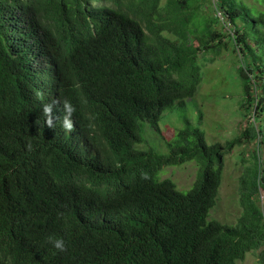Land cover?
Listing matches in <instances>:
<instances>
[{"label": "trees", "instance_id": "16d2710c", "mask_svg": "<svg viewBox=\"0 0 264 264\" xmlns=\"http://www.w3.org/2000/svg\"><path fill=\"white\" fill-rule=\"evenodd\" d=\"M227 55L257 145L234 225L211 213L241 138L209 144L188 118L170 141L160 129ZM148 125L168 153L139 148ZM191 162L188 192L160 178ZM263 195L264 0H0V264H238L264 248Z\"/></svg>", "mask_w": 264, "mask_h": 264}, {"label": "rangeland", "instance_id": "374dc122", "mask_svg": "<svg viewBox=\"0 0 264 264\" xmlns=\"http://www.w3.org/2000/svg\"><path fill=\"white\" fill-rule=\"evenodd\" d=\"M234 63L229 55L215 62L205 63L204 83L196 97L189 101L186 109L166 112L160 122V129L166 141H170L177 131L182 129L184 118L190 119L206 133L209 144H224L227 140L241 138L240 142L235 144V149L226 156L219 199L211 213L212 219L229 225L236 224L242 214L239 179L243 174L244 166L254 161L257 149L256 142L243 137L244 131L254 120L252 117L244 118L240 112L241 97L233 79L237 68ZM143 136L145 144L139 146L141 150L152 149L160 154L168 153L166 141L149 125L145 128ZM197 175V164L191 162L164 168L160 178L174 181L178 190L186 193L195 184ZM262 206L264 207V195ZM263 250L264 248L249 253L246 259L238 264H260L259 255Z\"/></svg>", "mask_w": 264, "mask_h": 264}, {"label": "clouds", "instance_id": "9594fccd", "mask_svg": "<svg viewBox=\"0 0 264 264\" xmlns=\"http://www.w3.org/2000/svg\"><path fill=\"white\" fill-rule=\"evenodd\" d=\"M82 103H87L86 99L81 97ZM56 103H59V101H55L52 103L45 104L43 106V116L45 118L44 123L48 127H55L54 121H53V108L56 105ZM63 108H64V115L62 119H60L61 128L65 132V134H70L74 130V121L72 119L73 114L76 112V108L73 106V104L68 101H63ZM144 178L147 179V174H144ZM58 219L63 218L62 214H58ZM46 243L50 244L53 249L56 250L57 253H64L67 251V242L63 237H56L54 235H49L46 238Z\"/></svg>", "mask_w": 264, "mask_h": 264}]
</instances>
